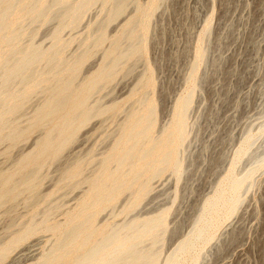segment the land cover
Returning a JSON list of instances; mask_svg holds the SVG:
<instances>
[{"label":"bare ground","instance_id":"1","mask_svg":"<svg viewBox=\"0 0 264 264\" xmlns=\"http://www.w3.org/2000/svg\"><path fill=\"white\" fill-rule=\"evenodd\" d=\"M164 1L0 0V156L10 161L9 166L0 167V219L1 216L12 218L21 204L35 206L51 196L42 193L43 183L50 174L48 169L64 162L69 148L93 119L111 116L120 108V103L105 104L99 98L102 91L112 85L118 76L120 78L131 73V66L138 60L145 64L137 83V89L141 90L138 106L129 108L120 125V119H115L119 132L115 129L117 132L114 135L119 133L120 136L116 137L113 146L109 145L112 148L108 147L111 149L106 157L100 161L99 158L94 159L99 161L93 165L97 168L95 172L91 174L89 170L94 167L90 165V174L83 173L85 167H82L86 163L82 166L81 162L88 159V155L84 160L82 156V161L77 157L61 164L58 176L62 185H59L60 188L65 186L71 193L86 186L79 202L66 214L63 213L65 219L60 222H54L51 218L58 208L59 201L53 205L57 199L49 205L45 217L40 220L36 218L40 211L31 207L34 212L30 210L33 214L30 213L32 216L28 224L25 220L27 225L21 228L16 223L19 230L14 233L10 230L13 234L9 233L11 236L0 243V264L31 237L42 232L51 233L54 240L32 264H199L202 252L218 238L222 227L244 202L243 191L253 185L257 172L264 170V155L257 162L254 161L256 163L250 169L244 172L238 170L242 159L252 155L254 143L264 134L263 128L257 135L243 140L225 178L218 184L215 194L203 204L201 218H198L195 228L164 260L163 245L168 233L170 209L146 218L132 217L125 222H100L101 215L108 210L111 212L126 194L129 197H125L128 199L125 200L126 205L124 202L125 208L118 205L123 210L122 214L130 217L152 190L153 180L167 172H172L176 179L174 199H177L179 183L185 174L181 153L190 134L188 112L198 88L199 68L206 57L203 40L211 33L213 12L200 32L202 40L193 49L194 62L188 78L189 86L176 101L170 121L157 131L159 106L154 66L149 59V44L153 17ZM97 3L105 10V19L91 24V28L95 26L94 30L88 27L92 33L79 38L82 39V44H79L81 51L74 53L69 49L72 55H67V48L76 41L78 43V40L72 37L74 40L69 41L70 38L66 41L65 37L62 39V33L69 27L73 29L79 26L84 14ZM130 4L135 6L134 14L126 22L123 21L125 23L118 33L110 34V24L122 16ZM53 21L56 25L50 32L53 40L51 46L44 48L32 41L31 37L30 41L25 42L30 26L35 25L32 34L37 35L38 27ZM98 52L102 53L101 63L94 72L84 76L85 64ZM136 92L139 90L135 89L133 95ZM39 96L40 102L33 105V112L30 110L32 113L27 115L26 106ZM127 103L130 101L125 105ZM34 134L40 136L32 144L31 150L13 157L15 151L22 148ZM113 138L109 137L110 140ZM3 146H6L5 150H1ZM90 166L87 165V168ZM53 191L55 193L56 188ZM58 194H53L50 199L54 195L58 197ZM114 211L119 216V212Z\"/></svg>","mask_w":264,"mask_h":264},{"label":"rangeland","instance_id":"2","mask_svg":"<svg viewBox=\"0 0 264 264\" xmlns=\"http://www.w3.org/2000/svg\"><path fill=\"white\" fill-rule=\"evenodd\" d=\"M142 1L147 2V0ZM95 5L88 10V13L84 14L79 26L73 27V29L69 27L62 33L64 35L62 39L65 37L66 41L70 38L69 41L74 40L72 37L75 38V41L78 40V43L76 41L70 44L67 52L69 49L74 53H77L78 50L81 51L82 39L79 38L92 33L89 29L91 24L95 22L98 24L105 19V10L102 9L101 4L99 3L101 10L98 3ZM134 10L135 6L130 4L126 12L110 24L109 33L112 35L118 33L126 22L125 20L134 14ZM101 11L104 14L99 13ZM212 12V30L209 37L203 40L207 53L199 68L201 71H199L197 82L198 88H196L195 97L188 112L190 134L183 147V153H181V157L184 159L185 174L179 183L177 199H174L177 188L176 179L172 172H167L162 177L153 180L152 190L149 191L150 193L136 211L130 214V217L122 214V205L125 208L127 204L125 200H128L125 197H129L128 194L123 196L124 199L121 198L123 201L118 203L122 207L121 210L118 204L117 210L116 207L111 210L112 213L114 210H116L115 213L118 211L119 216L113 213L114 217L117 216L114 218L108 210L100 217L102 223L125 222L132 217L146 218L162 210L170 209L171 212L167 220L168 233L163 245L162 260L195 228L201 218L203 204L215 194L218 184L225 178L229 164L234 159L235 152L243 140L251 135H257L264 128V0H166L156 10L153 17L149 44V59L151 58V65L154 66L157 86L156 101L159 106L157 131H160L170 121L176 101L189 86L188 78L192 73L194 50L198 41L202 40L200 32ZM98 17L102 19L100 20ZM55 25L56 23L53 21L41 28L38 27L35 36L32 34L35 25L30 26V31L28 30L27 37L24 39L25 42L32 38L36 44L48 48L46 46H49L51 41L53 42L50 32ZM91 29L94 30L95 26ZM85 34L86 36H84ZM70 51L66 54L69 55ZM101 55L102 53L98 52L93 59L91 58L85 64L84 76L98 68L102 61ZM131 70V73L126 76L121 75L120 78L118 76L114 83L104 89L99 96L105 104L107 102V104L120 103L118 110L120 113L118 114L117 111L111 116L93 119V122L91 121L82 129L77 141L69 148L67 156L65 155L66 158L63 159L64 162L48 169V174H50L43 183V195L49 193L48 196H52L55 193H62L58 194V197L54 195L52 199L50 196L49 201L46 198V204L42 199L41 204L38 202L36 207L21 204L17 207V211L15 210L17 213L15 212L12 218L1 216L0 243L19 230L17 225L23 228L28 224V219H31L30 216H32L30 213L34 212L31 207L40 211L36 215L37 220H40L45 217L44 213L49 205L57 199L52 204L57 205L59 201V210L57 208L59 212L56 210L51 218L54 222H60L65 219L64 214L67 210L75 207L79 202V198L86 190L83 188L86 186L73 190L71 193L68 187L66 189L63 186L61 189L58 178L61 164L64 165L63 163L77 157L80 160L82 156L83 160L88 157L84 161L81 160V165L86 163L82 169L85 167L86 170L84 169L83 173L89 175L91 171L92 174L97 169L94 167L97 162L107 156L111 146L120 136L119 133L114 135L118 131V126H116L118 122L115 123V119H120V125L123 118L125 120L129 108L138 106L137 99L141 90L137 89V83L145 70V64L138 60L131 66ZM135 89L139 92L133 95ZM132 96L137 98L134 99ZM126 98L130 101L126 104L127 106L125 105L128 102ZM35 99H32L26 106L25 113L27 115L33 112V105L36 106V103L40 102L41 96ZM39 136L40 134H34L22 148L17 150L19 152L15 151L13 157L19 156L23 151H30L32 144ZM109 137L110 139L114 138L110 140ZM3 147L1 150L6 149V146ZM108 147L111 148L108 149ZM90 151L93 153L91 152V154ZM263 155L264 134L254 143L252 155L242 159L238 166L239 172L250 169ZM95 158H99V161L94 160ZM9 164L10 161L0 156V167H7ZM87 165H92L94 168L89 170L92 167L87 168ZM56 182L59 183L58 186H56ZM55 188L56 192L53 193ZM242 194L244 196L243 204H240L236 214L234 213L222 227L218 238L213 240V243L208 245L209 247H206V251L202 252L199 264H264V170L257 172L253 185L246 188ZM41 206L43 207L41 208ZM61 208L65 211L63 212V209L60 211ZM14 216L15 219H13ZM25 220H27V224L24 222ZM10 230L14 232L12 233ZM53 240L51 233H39L18 247L3 264H32L51 246Z\"/></svg>","mask_w":264,"mask_h":264}]
</instances>
